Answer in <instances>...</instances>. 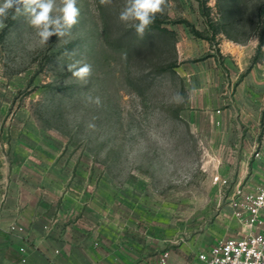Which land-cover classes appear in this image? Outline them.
Listing matches in <instances>:
<instances>
[{
  "label": "rangeland",
  "instance_id": "1",
  "mask_svg": "<svg viewBox=\"0 0 264 264\" xmlns=\"http://www.w3.org/2000/svg\"><path fill=\"white\" fill-rule=\"evenodd\" d=\"M123 4L77 0L78 23L44 47L15 9L0 25V150L35 204L29 230L11 223L24 229L12 236L25 245L23 263L38 243L34 224L48 264H158L163 254L167 264H201V252L249 232L235 212L243 187L264 186V172L251 178L264 146L248 165L242 150L204 148L180 118L187 87L166 67L177 66L185 34L217 49L224 40L257 45L253 60L264 61V0H167L156 17L174 47L156 41L140 53L117 47L136 33L118 19ZM77 61L92 66L86 83L67 70Z\"/></svg>",
  "mask_w": 264,
  "mask_h": 264
},
{
  "label": "crops",
  "instance_id": "2",
  "mask_svg": "<svg viewBox=\"0 0 264 264\" xmlns=\"http://www.w3.org/2000/svg\"><path fill=\"white\" fill-rule=\"evenodd\" d=\"M202 42L197 44L196 38L185 34L179 43L175 71L188 91L180 118L204 148L242 150L241 165H248L245 162L255 149L264 146V80L260 81L264 78V61L253 60L257 45L224 40L218 50ZM252 161L254 179L261 174L257 169L264 172V165ZM10 162L0 150V264H34L37 257L40 264H48L49 256L38 246L46 238L41 226H32L33 239L38 243L35 248L27 247L26 263L20 253L25 245L7 233L12 222L27 225L25 214L35 207L26 204L18 176L10 174ZM243 191L249 192L245 187ZM26 227L29 230V224Z\"/></svg>",
  "mask_w": 264,
  "mask_h": 264
},
{
  "label": "clouds",
  "instance_id": "3",
  "mask_svg": "<svg viewBox=\"0 0 264 264\" xmlns=\"http://www.w3.org/2000/svg\"><path fill=\"white\" fill-rule=\"evenodd\" d=\"M111 2L112 0H99L103 6H108ZM167 6H169L167 0H124L118 19L134 29L137 36L143 38L146 29ZM13 9H15V15L12 18L16 19L18 16L25 18L28 26L34 31L37 38L36 44L39 47L48 45L49 39L53 36L59 37L61 42L78 23L80 15L77 0H2L0 25ZM67 70L72 78L84 83L92 74V66L88 63L81 64L80 61L67 64ZM183 99V96L176 93L173 102L179 104L183 102ZM95 103L97 105L101 103L99 97L95 98Z\"/></svg>",
  "mask_w": 264,
  "mask_h": 264
},
{
  "label": "built area",
  "instance_id": "4",
  "mask_svg": "<svg viewBox=\"0 0 264 264\" xmlns=\"http://www.w3.org/2000/svg\"><path fill=\"white\" fill-rule=\"evenodd\" d=\"M255 159L264 162L261 152H256ZM238 201L235 217L239 223L247 226L249 232L207 248L198 256L201 264H264V186L254 193L243 191ZM7 233L23 238L24 229L11 224ZM20 251L25 253L24 248ZM168 259L169 255L163 254L158 264H167Z\"/></svg>",
  "mask_w": 264,
  "mask_h": 264
},
{
  "label": "trees",
  "instance_id": "5",
  "mask_svg": "<svg viewBox=\"0 0 264 264\" xmlns=\"http://www.w3.org/2000/svg\"><path fill=\"white\" fill-rule=\"evenodd\" d=\"M164 21L158 17H155L154 23L146 29L145 35L143 38L137 36V34H133V31H129L121 41L118 42L121 46H117L119 48H128L129 52L133 51V53H140L142 50L151 45L152 43H156V41L162 42L164 41L168 45H172L174 47V42H176V35L173 31L162 28ZM192 33L198 37L203 38L204 35L198 32L195 28L191 27ZM218 34L217 31H214L213 38ZM209 40L211 43L213 42L211 39L205 38ZM126 43V44H124ZM151 43V44H150ZM123 44V46H122ZM264 47V38H260V43L258 46V52H262ZM176 68L175 64H170L166 67L167 70L171 71ZM174 75L176 73L173 72Z\"/></svg>",
  "mask_w": 264,
  "mask_h": 264
}]
</instances>
